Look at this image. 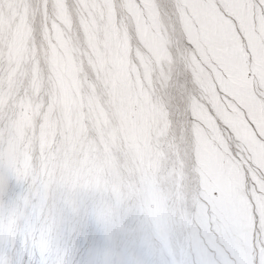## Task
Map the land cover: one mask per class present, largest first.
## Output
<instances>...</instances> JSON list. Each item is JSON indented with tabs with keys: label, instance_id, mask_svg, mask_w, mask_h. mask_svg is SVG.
I'll use <instances>...</instances> for the list:
<instances>
[{
	"label": "snow or ice",
	"instance_id": "obj_1",
	"mask_svg": "<svg viewBox=\"0 0 264 264\" xmlns=\"http://www.w3.org/2000/svg\"><path fill=\"white\" fill-rule=\"evenodd\" d=\"M0 264H135L146 181L264 264V0H0Z\"/></svg>",
	"mask_w": 264,
	"mask_h": 264
},
{
	"label": "rangeland",
	"instance_id": "obj_2",
	"mask_svg": "<svg viewBox=\"0 0 264 264\" xmlns=\"http://www.w3.org/2000/svg\"><path fill=\"white\" fill-rule=\"evenodd\" d=\"M12 181L0 201L18 193ZM126 211L112 226L135 264H234L238 238L227 228H210L194 211L189 196H178L164 183L146 181L125 202Z\"/></svg>",
	"mask_w": 264,
	"mask_h": 264
}]
</instances>
